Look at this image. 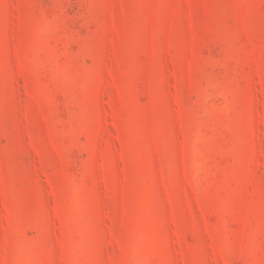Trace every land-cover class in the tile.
Instances as JSON below:
<instances>
[{
    "label": "rangeland",
    "instance_id": "obj_1",
    "mask_svg": "<svg viewBox=\"0 0 264 264\" xmlns=\"http://www.w3.org/2000/svg\"><path fill=\"white\" fill-rule=\"evenodd\" d=\"M0 264H264V0H0Z\"/></svg>",
    "mask_w": 264,
    "mask_h": 264
}]
</instances>
